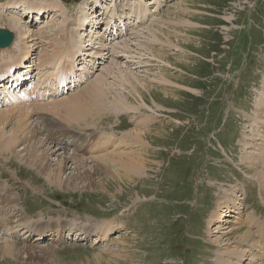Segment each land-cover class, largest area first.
Returning a JSON list of instances; mask_svg holds the SVG:
<instances>
[{
    "label": "rangeland",
    "instance_id": "374dc122",
    "mask_svg": "<svg viewBox=\"0 0 264 264\" xmlns=\"http://www.w3.org/2000/svg\"><path fill=\"white\" fill-rule=\"evenodd\" d=\"M152 1L115 0L118 19L127 29L106 42L105 19L114 0H102V5L94 0H0V27L15 34L13 45H17L0 52V65L23 53L18 24L22 31H36L38 44L32 58L39 60L45 50L49 54L58 50L44 42L58 34L62 48L67 47L77 27L73 22L83 23L85 15L93 12L100 23L92 27L88 23L81 33L97 26L93 29L107 44L105 56H97L105 61L93 78H104L108 97L123 99L127 107L115 114L104 109L94 121L67 128L65 123L47 121L44 131H56L55 143L61 142L69 154L87 158L81 166L79 159L69 161L63 186L51 184L38 164L32 166L27 152L21 151L23 146L16 148L17 158L4 155L0 148V185L5 189L0 195L7 191L11 196H4L17 200L15 207L12 203L0 207V223H8L13 232L14 227H25H18L24 218L36 225L60 221L75 230L71 239L54 246L48 238L42 243L8 238L22 251L26 246L36 248L30 254L37 255L31 259L30 254L19 258L0 254V264H55L56 258L60 264H219L222 244L229 243L233 250L236 233L247 230V224L238 223V212L225 218L226 204L221 202L233 189L243 203L239 217L260 214L264 221V190L251 174L264 167V162L253 158L264 152V0H162L160 8ZM10 2H19L24 16L20 11L18 17L10 13L6 9ZM56 2L59 11L51 7ZM34 3L46 9L38 23H34L36 13L28 12ZM132 7H148L149 20L137 24ZM147 16L148 12L141 18ZM66 17L67 29L62 24ZM156 31L159 40L153 38ZM92 35V42L89 36L81 37L83 46L89 48L88 42L98 46V37ZM130 107L133 111H123ZM43 114L44 119L49 117ZM144 126L152 131L149 142L143 140L145 146L135 150L136 157L134 153L119 156L144 163L135 173L123 169L119 158L89 159L117 147L110 144L100 153L102 138L116 140ZM130 146H118L116 151L133 152ZM44 161L51 168L59 167L56 156ZM230 209L235 211L233 205ZM90 223L99 235L76 237ZM44 247L53 249L50 259L40 256L38 250ZM248 249L239 247L247 254L236 264L261 263L264 255L254 251L253 256L250 245Z\"/></svg>",
    "mask_w": 264,
    "mask_h": 264
},
{
    "label": "bare ground",
    "instance_id": "6f19581e",
    "mask_svg": "<svg viewBox=\"0 0 264 264\" xmlns=\"http://www.w3.org/2000/svg\"><path fill=\"white\" fill-rule=\"evenodd\" d=\"M94 1L96 4L102 5V0H94ZM111 1H113V0H111ZM12 3L13 4L7 5L6 9H10V13H13L14 16H17L16 13L19 14V11H20V13L22 12V10H21L22 5L19 2L18 3L12 2ZM150 3L155 4L156 8H160L162 5V0H153ZM58 4L59 3L56 2L51 7L55 8L56 11H59V9H61V8L59 7ZM61 4H60V6L62 7L63 4L62 5ZM49 6H50V4H49ZM112 7H113V10H111V16H110V19L108 20V23L109 24L111 23L110 28H112L113 23L116 22L115 17L121 18V16L117 15V4H116L115 0H114ZM43 9L44 8L40 4H36V3H34L33 5H31L28 8L29 13H37L36 14V20L34 21V23H38L43 19L44 12H42V11L46 10V9H44V10ZM149 11L150 10L148 9V7H143V9L141 8L139 10L138 9L136 10L134 7H132V9H131V13L136 14V19H137L136 22H138L139 20L142 21L143 18H141V17L142 16L146 17L147 12H148V16H147V18H145V20L148 19L150 16ZM92 13L93 12H91V14H89L90 17L85 15V19H84L83 23H78V21L73 22V24H74L73 26L74 27L77 26L75 29V32H74L73 36L71 35V37H70L71 39L68 40L67 47L65 45L63 46V55L68 57L69 62H73V58H76L77 56H83L82 60H84V63H86V60L84 58H85V56L89 57V55L86 53L87 49H85L87 47L83 46L84 42H82L80 40V39H82L81 37L89 36L88 41L92 42L93 39L90 38V35H91V33H93L92 37H94V34H95L99 39L100 32H97V30L99 28L97 30H94L93 29L94 27H93L91 31L89 29V32L87 34H85L84 32L81 33L82 27H86V25L88 23H92L91 20H89L90 18H92L93 22H97L95 19V16L94 15L92 16ZM107 15H108V13H107ZM96 17H99V16H96ZM66 18H67V20L64 19L63 20L64 23H62L64 25V28L66 27L65 26L66 21H68V17H66ZM113 19H114V22H113ZM14 21H17V19H14ZM141 21H139L138 23H140ZM32 22H33V20H32ZM97 23H100V21ZM54 25L55 24H52L51 26H54ZM18 26L20 28V30L18 29L19 35H20L19 39L21 40L20 49L22 48L21 51H23V53L20 52L16 56V58H13L10 63H15V64H11L7 68V73H10V71L15 70L14 74H15L16 81H17V78L21 76V75H19L20 73L18 70L19 66L22 63L21 57H24L27 60L30 59L32 57V53L35 51V49L37 47L35 45L38 44V42L36 43V40H35L36 38L34 37V36H36V31L33 28H30V30H28V31L25 30L26 29L25 28L22 31L20 24H18ZM24 27H25V25H24ZM0 28H2V27H0ZM67 28H68V26L66 27V29ZM85 30L87 31V28ZM63 31H64L63 29L60 31L61 36H62ZM66 31L68 32V30H66ZM42 35H43V37H45L44 34H42ZM63 35H64V33H63ZM14 37H15V34H14ZM64 37H66V36L64 35ZM153 38H154V40H159L161 38V34L159 33V31H156L153 33ZM153 38H151V39H153ZM101 39L102 38H100L99 41L95 42L96 44H98V46H95L94 43H92L94 45V47H92L91 50H93V49L94 50L92 52H89V54H92V53L95 54V57L93 59H91V61H93V62L90 61L92 63V66L96 63L97 56H103V55L105 56V53H103V51L105 50V47L107 46V44L104 45L101 42ZM30 41L32 43L34 42V44L30 43ZM150 42H152V41H149L148 43H150ZM156 42H158V41H156ZM44 43L47 46L48 45L49 46H51V45L56 46V48L58 50L54 54H49V52L47 50H45L44 53L40 54V58H39L40 62L38 64L39 66H40V64H45L47 61L49 62L51 59L55 58V56L58 54V52L60 50V46H61L60 45V36H58V34H57L49 42H44ZM87 44L90 45L91 43L88 42ZM15 45H13V48ZM89 45H86V46H89ZM61 48H62V46H61ZM162 58H164V57L162 56ZM53 63L51 62V64H53ZM92 68H94V67H92ZM70 71L72 74L74 73L73 66H72V68H70ZM76 81L78 82L79 85L82 82V80L80 78H78ZM105 81L106 80L104 78L102 79L101 76L98 75V76H96V78L91 79L86 85H84L76 93L65 96L61 99H58L55 101L50 100L48 102L36 103L33 105L27 104L26 106H20V107L19 106H11L7 109L1 110L0 111V126H1V128H0V148H1V151L3 152V154L8 153V154L15 156L17 158L16 154L18 153V151L16 150V148L19 146H23L21 151L27 152L26 153L27 161H29L31 163V165L36 163V166H37V164H38L43 169V171L46 172V176L48 178V181H50L51 184H55L57 186H63V184H65V182L62 181V175L65 172L69 161H74V160L77 161V159H79V161H78L79 166H81L82 164H84V162L87 161V158H84V156L82 157V155H79L78 153L77 154L76 153H70L69 154L67 149L64 148L63 146H61V142H59V143L54 142V141H56V140H54V134H55L54 132H56V131H54V132H47L46 131V133H45L44 128L48 126L47 125L49 123V122H47L48 120H51V122L55 121L56 124L65 123L62 125H64L67 128V126L70 127V126H74L77 124L81 125V124L88 123L87 122L88 120L94 121L95 118L100 117L104 112H106V111H104V109H108V111L112 110L114 114L122 112L121 108L126 107V105H125L126 103L121 98L110 99L108 97V92H107L108 87H107V82H105ZM137 82H139V81L137 80ZM142 85L143 84L140 82V86H142ZM175 93H177V92H175ZM130 110L133 111L132 108L127 109V110H123V111H130ZM43 113L49 117H47V118L45 117V119H44L43 116H41V114H43ZM147 119H148V121L150 120L149 118H147ZM41 121L44 124L42 126H39ZM10 123L12 126L7 131L6 126ZM52 125H53V123H52ZM141 125H143V123ZM137 126L139 127V123H137ZM147 126H148V123H147ZM147 126L146 127L144 126L145 128L142 130H137L138 129L137 128V129H133L129 132H126V135H124L121 138H118L116 140H114V138L112 139L109 137H105V138H102L100 140L101 142H98L99 145L97 147L98 148L97 150L100 153L106 152L107 148L110 147V144H112V146H114V147L117 146L116 147L117 149L121 145H126V146L131 145L129 148L132 149L133 152H129V151L124 152L123 150L121 152H117L116 151L117 149L114 148L112 151H109L107 153L100 154L97 156H92V157L90 156L89 159H94V160H96V159H107L109 157L119 158V159H122L119 162H120L121 166L123 167V169L128 170V172H130V173L131 172L135 173L138 170V168L142 167V165L144 163H141V161L137 162V161L133 160L132 156H127L128 159H125V158L119 157V156L120 155H126V153L128 155H130V153L131 154L134 153L135 157L138 155L135 153L136 152L135 150L138 149V147H141V146L144 147L145 146L144 141H145V139L146 140L148 139L147 138L148 134L152 132V131H149L150 129H147ZM57 136L58 135H56V137ZM117 141H119V143ZM146 145H147V142H146ZM134 146L136 147L135 149H134ZM58 152H61V153L58 154ZM115 153H117V154H115ZM53 156H56L57 160L60 162L58 168H51V165H49L47 163V161H44V158L48 160V159H51ZM140 157H141V155H140ZM253 158L256 159L258 162H264V152L261 150L259 153L254 154ZM84 160H86V161H84ZM49 163H50V160H49ZM32 166H34V165H32ZM39 170H40V168H39ZM252 171H253V173H251V174H253V177L255 179H257L255 181H257L260 188L264 190V167L260 170L255 169ZM4 190L5 189L0 185V193H1V191H4ZM0 198H1V200L3 198V200L5 202L0 207H2V208L8 207L6 205H9L11 203L14 204V207H15V204L17 201L16 199H13L11 201L9 198H7V196H4V195H0ZM238 200H239V197L237 195V190H234V189L227 196L224 197V200H223V202H221V204H226L225 205V207H226L225 213H226V211H227V213L225 214V218L229 216L228 213L238 212V213H236V214H238V216H237L238 217V223H241L242 225L247 224V230H246V232L245 231L242 232V230H240L238 233H236V235L234 237V240L236 241V242L235 241L234 242L236 243V245L232 246V247H234L233 250L232 249L230 250V244L229 243L222 244L221 248L223 247L224 251H220L217 254V260H218L217 262H219V264H236V259L237 260L241 259L243 256H245L247 254V250H239V247L243 248V246L247 247V249H248V246L250 245V249L252 250L253 256H254V251H256L258 253H262L264 255V221L260 220V218L262 219L263 217L261 216L259 218L258 216L260 214H258V213H257L258 216H255L253 213H250L248 216L245 217V215H242V216H240L241 217L240 218L239 215L242 214V212H243L242 209H244V208L242 206L243 203L238 202ZM230 205H233L235 207V211L230 209ZM244 205L246 207V204H244ZM2 211H4V210H2ZM0 217H1V215H0ZM21 220L24 222L23 223L20 222V225H18V227H21V226H25V227H22V228L14 227L15 228L14 232L11 230V228H9V226H7L8 223L7 224L0 223V237H1L0 239L3 240L0 243V254H2V256L7 254L10 256H13V258L14 257L19 258L22 256V254H28L29 255L30 253H33L30 250H33V251L37 250L36 248H30L29 246H26L24 251H22L19 244L8 239L11 237L17 239V241L19 239L22 242H29L30 241L31 243L32 242L42 243L41 241H43V239L48 238L49 240L52 241L51 243H53V246H54L55 244L57 245V244L63 243L68 239V237L66 238V233H68L71 236L73 235V232L75 233V230H73V228H71L70 226H67L65 223H60V221L53 222V223L49 222L46 225L40 224V223L38 225H36V223L35 224L32 223V221L29 218H24ZM85 224H87V223H85ZM84 225L82 226L84 228V230H83L84 234H82L80 232H76V234H75L76 237L77 236L78 237H80V236L89 237V235L91 233H95L96 235H99L96 233V230L93 229L94 226H92V223H90L89 228L85 227ZM77 226L81 227L79 225H77ZM115 228H116V226H115ZM87 229H89V234L85 233V230H87ZM230 231H232V233H233V229H231ZM1 235H5V236H1ZM108 235L109 234L107 233L104 236V239H107ZM8 236H10V237H8ZM4 237H6V238H4ZM33 237H35V239ZM13 238H11V239H13ZM32 238L34 239L33 241H31ZM97 240H99V239H97ZM38 251L40 252V256H43L46 259H50L49 256L51 255V251H53V249H51L49 247L48 248L44 247V248L39 249ZM248 251H249V249H248ZM232 253H234V255H232ZM36 255L37 254L34 253V255L30 254L29 256L31 259H34L33 257H35ZM47 255H48V257H46ZM233 258H235L234 262H233ZM52 259L53 258H51V260ZM53 260H54L53 262L55 264L61 263V261L57 258L53 259ZM259 264H264V258L262 259L261 263H259Z\"/></svg>",
    "mask_w": 264,
    "mask_h": 264
},
{
    "label": "water",
    "instance_id": "95a60500",
    "mask_svg": "<svg viewBox=\"0 0 264 264\" xmlns=\"http://www.w3.org/2000/svg\"><path fill=\"white\" fill-rule=\"evenodd\" d=\"M14 39L12 32L0 29V47H5L11 44Z\"/></svg>",
    "mask_w": 264,
    "mask_h": 264
}]
</instances>
